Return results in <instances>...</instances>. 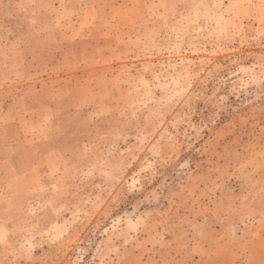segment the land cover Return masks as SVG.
<instances>
[{"label":"rangeland","instance_id":"1","mask_svg":"<svg viewBox=\"0 0 264 264\" xmlns=\"http://www.w3.org/2000/svg\"><path fill=\"white\" fill-rule=\"evenodd\" d=\"M257 187L264 0H0V264H261Z\"/></svg>","mask_w":264,"mask_h":264},{"label":"crops","instance_id":"2","mask_svg":"<svg viewBox=\"0 0 264 264\" xmlns=\"http://www.w3.org/2000/svg\"><path fill=\"white\" fill-rule=\"evenodd\" d=\"M257 183V182H256ZM259 183V182H258ZM260 187H257V190H256V204H257V207H256V216L258 215V216H262V217H264V193H262L261 192V190L259 189ZM222 200H223V198H226V197H224V196H221L220 197ZM242 198H244V196L242 195ZM245 199V198H244ZM213 213V211H211L210 213H206V215H211ZM185 215H187V214H185ZM191 215V214H190ZM190 215H187V216H190ZM205 215V216H206ZM188 220H190V222H189V226L191 227L192 225H194V224H196V221L198 220V219H196L195 217H192V219L191 218H188ZM207 221L208 220V217L206 216V218H204V220L202 219V222H204V221ZM223 220V219H222ZM199 221V220H198ZM184 223V222H183ZM184 228H186V226H185V224H184ZM189 233H191V231L189 230ZM206 233H207V231H206ZM190 239H193L192 240V242H188V246L189 247H191L192 245H194V243H195V240H196V237L194 236V234H193V232H192V238H190ZM179 244H181V243H185V242H178ZM241 243V242H240ZM254 243V242H253ZM252 243V244H253ZM256 244H260V245H264L263 243H258V242H255ZM252 254H256V263L257 262H259V263H263L264 262V249H259V248H256V252H254L253 251V253ZM241 255H243V254H241ZM222 262H224V264H230L229 262H228V260L227 259H225V261H223V259H222Z\"/></svg>","mask_w":264,"mask_h":264}]
</instances>
